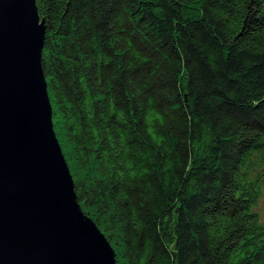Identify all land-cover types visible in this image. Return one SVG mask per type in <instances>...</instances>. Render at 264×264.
<instances>
[{
	"label": "trees",
	"instance_id": "obj_1",
	"mask_svg": "<svg viewBox=\"0 0 264 264\" xmlns=\"http://www.w3.org/2000/svg\"><path fill=\"white\" fill-rule=\"evenodd\" d=\"M76 199L115 264H264V0H35Z\"/></svg>",
	"mask_w": 264,
	"mask_h": 264
},
{
	"label": "water",
	"instance_id": "obj_2",
	"mask_svg": "<svg viewBox=\"0 0 264 264\" xmlns=\"http://www.w3.org/2000/svg\"><path fill=\"white\" fill-rule=\"evenodd\" d=\"M44 33L35 0H0V264H115L53 129Z\"/></svg>",
	"mask_w": 264,
	"mask_h": 264
},
{
	"label": "rangeland",
	"instance_id": "obj_3",
	"mask_svg": "<svg viewBox=\"0 0 264 264\" xmlns=\"http://www.w3.org/2000/svg\"><path fill=\"white\" fill-rule=\"evenodd\" d=\"M254 211L258 214L261 221H264V183L259 187V194L254 205Z\"/></svg>",
	"mask_w": 264,
	"mask_h": 264
}]
</instances>
